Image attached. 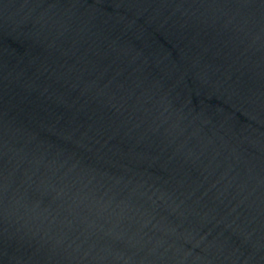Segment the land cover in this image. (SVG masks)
I'll list each match as a JSON object with an SVG mask.
<instances>
[{"label": "water", "instance_id": "obj_1", "mask_svg": "<svg viewBox=\"0 0 264 264\" xmlns=\"http://www.w3.org/2000/svg\"><path fill=\"white\" fill-rule=\"evenodd\" d=\"M0 264H264V0H0Z\"/></svg>", "mask_w": 264, "mask_h": 264}]
</instances>
